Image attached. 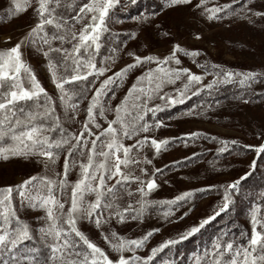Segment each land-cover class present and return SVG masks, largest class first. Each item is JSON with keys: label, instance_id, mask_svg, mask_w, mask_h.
Listing matches in <instances>:
<instances>
[{"label": "rangeland", "instance_id": "rangeland-1", "mask_svg": "<svg viewBox=\"0 0 264 264\" xmlns=\"http://www.w3.org/2000/svg\"><path fill=\"white\" fill-rule=\"evenodd\" d=\"M16 2L22 5V11H15L13 0H0V50L24 41L29 29L36 22L35 5L25 6L24 0ZM196 2L198 0H193V4ZM230 2L231 0H206V6L211 8L213 5L223 6ZM241 5L247 6L243 12L237 5H233L235 13H219L220 19L209 20L206 15L201 14L202 9H197L191 4L165 7V0H118L108 11L105 18L106 30L101 33L99 43L102 45L103 39L108 37V31L113 30L124 33L122 45L115 54L109 50L102 51L101 54V49L95 54L97 66H101L103 61L108 71L99 77L90 76L89 93L79 99L78 115H75L74 119H68L71 113L60 101V92L49 68L50 60L57 65L53 52L45 56L44 52L48 50V46L41 45L39 38L35 45L22 42L24 63L31 69L45 92L49 90L55 92L62 107L64 121L73 131H78L86 119L90 94L98 87L99 82L132 62V57L128 53L163 57L169 54L175 44L189 52H199L195 57L180 52L177 54L180 64L172 61L168 67L188 68L191 73L203 76L201 83L193 84L182 102L167 106L158 95L153 94L149 105L160 104L161 109L156 111L155 116L147 114L146 120L151 125L149 131L138 133L130 139H122L125 145H135L141 136L167 141L159 152L151 146L150 140L142 147L132 149L131 157L137 162L121 166L125 173L130 172L139 176L141 180L154 179L156 187L152 190L145 188L146 194L141 197V194L135 191L139 186L138 182H124L126 191L117 190L116 203L124 207L129 201L134 204L142 198L156 200L158 203L154 211L150 213L143 211L139 214L137 210L133 212L137 219L126 218L123 222L113 216L106 223L102 222L100 227L96 226L94 219L77 220L78 229L102 248L113 261L121 254L131 256L133 253L127 250L123 253L117 252L104 239V235H110L114 231L118 237L136 239L151 231L152 235L144 247L135 250V254L141 257L150 255L151 249L166 239L176 241L188 239L215 220L222 206L221 203H216V199L223 195L226 186L233 182L238 183L242 176L254 169L257 161L263 163L264 150L258 152L257 149L264 144V16H255L253 12H264V0H241ZM80 27L81 24L75 25L77 30ZM45 31L51 36L54 30L47 26ZM132 33L135 35L132 36ZM52 44L60 46L61 42L53 41ZM66 44L64 43L63 47H66ZM107 57L114 59L106 61ZM213 65L219 67L213 68ZM155 66V63L137 65L123 78H113V83L101 97V104L106 109V119L97 116V122L102 128L107 127V122L114 118L115 106L121 103L128 89L137 83V77ZM201 66H206L207 74H204L205 68ZM54 70L57 76H60L59 68L56 67ZM220 70L240 74L253 72L256 76L244 85L239 83L241 76H234L231 82L216 84L212 89L203 87L211 82L215 73ZM21 76L24 87L30 88V81L23 71ZM184 80L185 77L182 76L173 84H165L161 94L169 93L176 96L177 89L183 90ZM141 83L146 84V81ZM196 87L201 88L200 92H195ZM232 87H236L237 92L230 94ZM66 88L70 92H74L75 89ZM217 91L220 93L224 91L227 94L217 96L219 93ZM75 99L76 97H73L71 102H75ZM132 103L130 99L128 101L130 110ZM109 108L112 110L107 111ZM157 120L160 121L159 126L154 123ZM190 133L197 135L192 136ZM45 164V158L36 155L9 156L7 160L0 158V188L13 186V193L17 194L23 217L33 219L37 231L45 223L43 219L46 215L45 210L34 208L27 201L21 203L16 186L31 176L47 175L56 179L57 173L62 174L63 166L56 162L48 164L47 167ZM141 169L147 171L142 172ZM79 178V165L70 167L67 184L72 187ZM107 183L114 184L115 179ZM130 191L133 193L131 197L127 195ZM184 192H191V197L174 205L167 203ZM70 196L65 205L69 206ZM84 198L86 201H92L95 195L87 193ZM241 202L238 216L248 223L252 231L253 211L258 219L264 221V209L255 201ZM107 216V211L103 212V217ZM209 216H213V219L201 224V221ZM193 227H197L198 230L189 235L188 232ZM257 228L262 230L259 225ZM153 229L158 231H152ZM210 231V235L215 233L214 230ZM180 236L185 238L180 239ZM112 243H116V240Z\"/></svg>", "mask_w": 264, "mask_h": 264}, {"label": "snow or ice", "instance_id": "snow-or-ice-1", "mask_svg": "<svg viewBox=\"0 0 264 264\" xmlns=\"http://www.w3.org/2000/svg\"><path fill=\"white\" fill-rule=\"evenodd\" d=\"M118 0H87L86 3L75 5V0H24V5L34 4V12L37 17L34 25L29 29L26 38L22 42L33 45L38 43L47 45L48 50L44 52L48 56L50 52L62 54L60 63L68 69L65 75L57 76L54 70L58 65L49 61V68L52 70L53 79L60 92V101L66 106L69 113L68 119H74L78 115L79 96L81 92H70L65 87L72 82H88L90 76L99 77L104 75L108 68L105 62L97 66L95 54L100 49L99 43L101 33L106 30L105 18L108 11ZM16 12L23 10L22 5L13 0ZM193 5L197 9H202L201 14L207 19H220L219 13H235L233 5H237L243 12L247 6L241 5V0H231L223 6H206V0H198L193 4V0H165V7L176 5ZM61 7L71 8L74 14L67 17L59 15L57 9ZM251 11V9H247ZM255 16H264V12H253ZM87 20L85 23L84 21ZM71 22V23H69ZM76 24H81L79 30ZM47 26H52L54 31L49 36L45 31ZM43 34V35H41ZM132 36L135 33L131 34ZM167 35V33H165ZM53 41H60V46H53ZM22 42L5 50H0V158L7 160L9 156H32L43 157L48 164H54L61 152L64 153L63 172L57 173L56 179L44 176H31L16 186V191L21 198V203L27 201L32 207H39L45 210V223L38 229V235L34 234L27 223L23 222L17 215L12 202L13 186L9 185L0 188V264H150L153 257L158 252L169 245L177 243L175 239H166L157 247L151 249V254L139 256L135 250L144 247L152 232L145 233L136 239H126L118 237L114 231L110 235H104V239L119 253L125 250L133 253L131 256L120 255L115 261L94 243L84 232L77 227L78 219L95 220L96 226L100 227L102 222H107L115 216L123 222L126 218L137 219L133 215V203L129 201L127 206L121 207L117 201L116 191L123 186L124 182L136 181L139 186L136 192L143 197L147 190L156 187L154 179L141 180L139 176L125 173L122 165L137 161L131 157L134 148H140L149 142L152 147L159 152L162 145L167 144L166 140L158 141L155 138L141 136L136 140L135 145H125L123 138H132L138 133L148 132L150 123L146 120L148 113L155 116L156 111L161 109L160 104L149 105L153 94L158 95L165 106L182 102L186 98L187 92L193 84L199 85L203 79L202 75L191 73L185 67H168L169 63L175 61L178 65L180 60L178 53L198 56L197 51H187L179 44H175L168 55L163 57L157 55H137L128 53L132 57V62L125 67L114 72L111 76L105 77L99 82L90 94L87 103V117L82 122L78 131L65 129L58 116H55V102L47 96L45 89L41 87L31 69L22 59ZM64 43H71V48L63 47ZM116 49H113L115 52ZM113 57H107L106 61H113ZM71 61V64L68 62ZM155 63V68L148 69L144 74L137 77L120 104L115 106V116L107 122V127H101L97 122V116L105 118L106 109L101 104V97L105 94L108 86L113 83V78H123L124 75L137 65ZM205 68L206 66H201ZM213 68L219 66L213 65ZM27 76L31 87L26 88L22 82L21 72ZM184 76L185 80L182 89H177V95L162 93L165 84H173ZM234 76H241L239 83L246 84L255 78L256 73H233L229 70L217 71L213 80L203 87L212 89L216 84L228 83ZM146 81V84L141 82ZM139 85V86H138ZM201 88L196 87L195 92H200ZM45 94V103L39 104L38 98ZM114 94V93H113ZM76 97L75 102H71ZM37 99V111L29 112L27 120L21 121L16 118L13 109L17 101H30ZM132 100L131 110L128 101ZM42 109V110H41ZM112 109H107L111 111ZM23 112V109L20 110ZM11 117V119H10ZM37 117L50 119L48 124H36ZM156 126L160 121L154 122ZM94 126V127H93ZM98 129L99 131H95ZM59 132L60 136L53 138V134ZM195 136L197 133H190ZM8 138L12 143L4 145L3 141ZM264 150L261 144L257 151ZM86 157L79 161L80 178L71 187L70 202L65 211V202L59 200L54 194L56 190L64 193L68 183L67 176L70 167L75 166L76 154ZM147 160V158H145ZM150 163V161H147ZM146 172V169H141ZM158 171V170H157ZM115 179L114 184L107 183ZM237 182L226 186L223 196L222 206L219 211H224L229 207V189H234ZM94 193L95 199L85 200V194ZM132 192H128L129 197ZM191 192H184L174 197L169 204H176L186 198H190ZM140 204L139 214H142L146 204L153 203L145 201L143 198ZM107 211V218L103 217V212ZM218 214V213H217ZM167 215V213H166ZM213 216L201 221L207 223ZM252 233L247 245H236L233 240L221 241L219 238L213 241L210 249H205L202 254H196L195 264H264V221L257 218L255 211L251 216ZM260 226L258 230L257 226ZM197 227L190 229L188 234L196 232ZM152 231H158L153 229ZM184 239V236H180ZM116 240V243H112ZM25 241H31L33 246L28 247ZM42 250L47 255L42 254ZM167 264V262H165Z\"/></svg>", "mask_w": 264, "mask_h": 264}, {"label": "trees", "instance_id": "trees-1", "mask_svg": "<svg viewBox=\"0 0 264 264\" xmlns=\"http://www.w3.org/2000/svg\"><path fill=\"white\" fill-rule=\"evenodd\" d=\"M67 2H71V0H67ZM86 2L87 0H75V5H79L81 3H86ZM57 13L65 17L74 14L71 8H66V7H61L57 9ZM123 37H124L123 32H117L113 30L108 31V37L106 39H103L104 43L100 47L101 54L102 51H108V50L111 53L115 54L122 45L121 41H123ZM65 48L70 49L71 43H67ZM113 49H116V51L113 52ZM53 55H54L53 58L58 65L60 75H65L68 69H66L65 66L60 63L62 54L59 52H53ZM68 63L71 64V61H69ZM88 80L91 81V77H89ZM88 86H90V83L88 82H72L66 85V87L75 88L74 92L76 93L81 92L82 89L84 90L83 93L79 96V99L85 97V95L86 96L88 95L89 93ZM235 88L236 87L231 88V91H229L230 94L237 92L235 91L236 90ZM45 93L47 94V96L51 97L52 100L55 102L56 110L54 115L60 118L61 124L65 129L71 130L68 128V126L64 121L62 107L60 105V101L55 96V92L49 90ZM217 93H218L217 96H221V95L225 96V94H227L224 93V91L223 92L221 91V93L220 91H217ZM38 102L41 105L45 103V94L40 95V97L38 98ZM36 104H37L36 98L30 101H17L16 107L13 109V111L16 113V118L21 119V121H26L28 118L27 114L29 112L37 111ZM21 109H23V112L20 111ZM50 119L51 118L43 119L41 117H37L34 123L48 124L50 122ZM59 136H60L59 132H55L53 134V138ZM10 143L12 142L8 138H5V140L3 141L4 145H8ZM262 153L264 154V151ZM74 158L77 161L75 165H79V161L85 160V157H81L78 153ZM262 161L263 163H259L257 161L254 169L250 173L242 176L240 178V181L237 183V186L234 189L228 190L230 193L229 207L224 211H220L217 214L215 220L212 222L213 224L211 223L210 225L204 226L194 236L188 239L177 241V243H175L174 245H170L165 250L158 252L157 255L153 257V260L150 261V264H165V262H167V264H195L196 254H202L205 251V249H210L212 247L213 241L216 240L217 238H219L221 241L233 240L234 243L238 246L247 245V242L251 237L252 231L248 223L239 218L238 216L239 206L242 203L241 201L244 202L245 200L246 201L250 200V201H255L256 203L262 205V208L264 209V160ZM63 162H64V153L61 152L59 154V158L56 160V164L63 166ZM117 190H119L120 192L126 191L125 186L118 187ZM224 192L225 191H223V195H219L217 197L216 203L218 202L221 204L223 203ZM54 194L61 201L63 202L67 201L68 197L71 194V185L70 186L68 184L66 185V190L64 193H61L59 190H56ZM143 200L153 202L146 204L143 211L147 213L153 212L154 208L157 206L158 201L146 200V199ZM139 201L133 204V208L136 210L140 209V204L138 203ZM12 202L19 218L23 222L28 224V226L30 227V229L33 231L34 234L38 235L37 225L35 221L33 219H26L23 217V214L20 211L19 199L16 193L12 194ZM67 208L68 205L66 204L65 211L67 210ZM210 230H214L215 233L213 235H210L211 233ZM25 245L28 247L33 246L31 241H25ZM42 254L47 255L46 251L43 250H42Z\"/></svg>", "mask_w": 264, "mask_h": 264}]
</instances>
